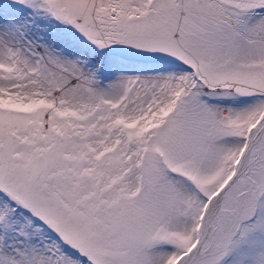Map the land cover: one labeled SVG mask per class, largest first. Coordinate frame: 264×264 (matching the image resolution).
Segmentation results:
<instances>
[{"label": "snow or ice", "instance_id": "snow-or-ice-1", "mask_svg": "<svg viewBox=\"0 0 264 264\" xmlns=\"http://www.w3.org/2000/svg\"><path fill=\"white\" fill-rule=\"evenodd\" d=\"M0 264H264V0H0Z\"/></svg>", "mask_w": 264, "mask_h": 264}]
</instances>
